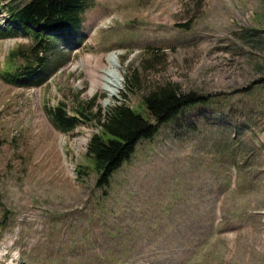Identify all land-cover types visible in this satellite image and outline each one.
<instances>
[{
    "label": "rangeland",
    "instance_id": "rangeland-1",
    "mask_svg": "<svg viewBox=\"0 0 264 264\" xmlns=\"http://www.w3.org/2000/svg\"><path fill=\"white\" fill-rule=\"evenodd\" d=\"M78 32L77 49L53 42L41 86L0 79V264H264V0H89ZM31 44L0 40V72ZM167 83L205 101L96 187L97 121L64 133L46 111L96 96L92 111L125 104L154 124L142 96Z\"/></svg>",
    "mask_w": 264,
    "mask_h": 264
},
{
    "label": "trees",
    "instance_id": "trees-1",
    "mask_svg": "<svg viewBox=\"0 0 264 264\" xmlns=\"http://www.w3.org/2000/svg\"><path fill=\"white\" fill-rule=\"evenodd\" d=\"M1 1L8 4L5 8L8 19L5 27L0 24V40L22 33L32 44L26 49L9 52L0 78L6 84L23 88L41 86L50 72L46 58L53 42L54 45L59 42L71 44L72 49L80 47L81 41L73 39L79 34L89 0H27L22 4L15 3L17 0ZM136 88L135 73L124 77V92ZM95 99L96 96L78 104L72 114H68L64 104H58L46 113L54 127L64 133L84 124L83 120L97 121L99 132L90 136L85 154L99 173L96 187L108 185L113 173L130 160L140 140L152 138L159 126L174 122L184 109L205 101L196 92L181 93L174 84L157 86L147 91L141 101L148 118L154 122L152 124L125 104H115L105 111L101 108L92 111ZM81 168L85 167L78 166L79 175L84 173Z\"/></svg>",
    "mask_w": 264,
    "mask_h": 264
},
{
    "label": "bare ground",
    "instance_id": "bare-ground-1",
    "mask_svg": "<svg viewBox=\"0 0 264 264\" xmlns=\"http://www.w3.org/2000/svg\"><path fill=\"white\" fill-rule=\"evenodd\" d=\"M113 55L110 54L108 57H112ZM111 60L113 61V58H111ZM107 77V76H106ZM108 78V77H107ZM103 79V78H102ZM105 80V78L103 79ZM112 81V80H111ZM114 81V80H113ZM122 79L121 76L119 75L116 80L114 82H110L108 79L105 80V85L101 87V90L104 91L107 94V100L106 103L109 102V99L111 97H113V95L119 91L121 89V85H122ZM99 86V85H97ZM111 86L112 88L108 87Z\"/></svg>",
    "mask_w": 264,
    "mask_h": 264
}]
</instances>
